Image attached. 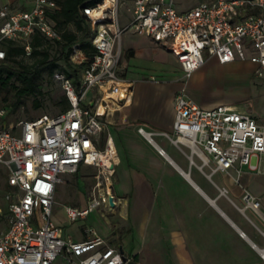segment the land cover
Returning <instances> with one entry per match:
<instances>
[{
    "label": "built area",
    "instance_id": "1",
    "mask_svg": "<svg viewBox=\"0 0 264 264\" xmlns=\"http://www.w3.org/2000/svg\"><path fill=\"white\" fill-rule=\"evenodd\" d=\"M130 1L131 16L124 26L119 12L125 0H99L81 7L95 53L87 57L78 44L72 46L70 62H85L76 83L63 71H54L52 77L69 103L65 111L9 124L7 108L0 107V165L11 189L5 193L10 200L7 211L0 206V223L5 224L0 230V264H52L58 258L65 264H133L132 257L109 245L93 227H86V238L76 241L64 238L52 219L56 187L81 165L94 167L97 180L86 208L64 206L68 221L85 218L94 207H112L110 198L117 203L109 191L116 149L110 136L101 139L100 116L132 96L131 84L124 86L117 73L121 35L128 28L165 46L181 67L183 85L174 97L173 129L162 135L190 161L198 159L200 169L260 172L264 121L225 104L203 107L185 95V88L206 57L220 64L249 60L264 68V0H202L182 12L171 0ZM58 10L57 0H0V60L10 43L30 56L34 33L59 39L52 18ZM89 91L97 93L94 110L84 104ZM138 132L154 142L156 133L142 127ZM103 183L105 193L99 190ZM243 201L253 208L259 205L248 192Z\"/></svg>",
    "mask_w": 264,
    "mask_h": 264
},
{
    "label": "crops",
    "instance_id": "2",
    "mask_svg": "<svg viewBox=\"0 0 264 264\" xmlns=\"http://www.w3.org/2000/svg\"><path fill=\"white\" fill-rule=\"evenodd\" d=\"M120 47L117 73L124 86L131 84L132 96L120 108H110L100 116L104 123L101 139L110 136L116 149L109 191L117 203L109 208L102 205L112 217L110 231L89 226L109 245L132 257L133 264H138L135 251L140 249L155 264H264V157L258 173L200 169L198 159L190 161L162 135L173 129L174 97L183 85L179 62L165 46L131 28L123 31ZM253 76L264 78V68L249 60L220 64L206 57L187 80L185 95L206 108L225 104L264 121V103L253 106L249 100ZM255 85L264 93V80ZM245 86L249 92L238 100L227 95ZM96 94L91 91L90 106ZM140 127L156 133L153 143L138 132ZM99 190L105 193L104 183ZM246 192L259 202L257 208L243 201ZM89 199L90 192L85 204L64 206L83 209ZM94 210L105 212L94 207L80 220ZM84 231L79 239L66 237L63 230L62 235L79 241L86 238Z\"/></svg>",
    "mask_w": 264,
    "mask_h": 264
},
{
    "label": "rangeland",
    "instance_id": "3",
    "mask_svg": "<svg viewBox=\"0 0 264 264\" xmlns=\"http://www.w3.org/2000/svg\"><path fill=\"white\" fill-rule=\"evenodd\" d=\"M202 0H171V5L177 12L185 11L197 4H199ZM119 19L121 24H125L128 22L131 16V1L125 0V4L121 6L119 12ZM69 30L74 31L73 25H68ZM127 34H123V38L126 37ZM59 49L56 45H52L49 48L50 59L55 58L56 61L64 65L63 59L60 56ZM17 60H22L24 63H31L33 58L30 57H17ZM264 78H258L257 76H253L249 80V88H250V98L251 104L257 106V104L264 103V93L259 92L256 88V85L253 84L260 83ZM256 82V83H255ZM40 89L42 90V94L38 95L36 99H38L40 103L39 108L33 107V97H30L26 100L25 104L18 108L16 111L12 112L7 116L6 120L9 124H13L18 120H31L40 115H55L60 112V102L64 96V91L60 86L59 82L53 79L51 75V71L48 67H45L41 70V79L39 81ZM248 88L245 86L243 89H236L233 92H228L227 95H231L238 100L241 96L248 93ZM4 96V92L0 93V103L2 102V98ZM89 97H91V91L87 93V96L84 100V104H89ZM12 102V97L8 96L7 102L5 103V107ZM91 110H94L95 106H89ZM18 132V131H17ZM94 168H87L86 166L81 165L78 172L74 174H65L64 178L71 177L70 181L66 184H58L57 190L55 193V203L52 212V219L59 221L64 231V235L66 237H71L72 239H79L82 236L83 230L89 225L94 226L100 232L104 231L102 229H107L110 231V226L108 222L112 219L109 216V209L104 206H99L100 210H104L105 212L101 214V212L94 210L92 211L88 218L85 220H76V221H68L63 212L64 205H75L80 202L82 205L85 204L87 194L91 191L94 176H95ZM6 176L7 172L4 167L0 165V206L3 207L4 211H7L8 204L10 200L5 199V193L8 192L10 187L6 184ZM91 226V227H92ZM93 227V228H94ZM101 227V228H100ZM124 236V232L120 230V237ZM136 261L138 264H155L150 261L148 255L145 254V251L138 250L135 251ZM52 264H65L60 258L54 261Z\"/></svg>",
    "mask_w": 264,
    "mask_h": 264
},
{
    "label": "trees",
    "instance_id": "4",
    "mask_svg": "<svg viewBox=\"0 0 264 264\" xmlns=\"http://www.w3.org/2000/svg\"><path fill=\"white\" fill-rule=\"evenodd\" d=\"M97 1L99 0H57L59 10L53 14L52 18L60 32V38L50 40L40 33H34L31 38L30 56L33 58L31 63L17 60L19 56L26 57L20 46L12 43L6 46V57L0 60V93L4 92L0 107H5L8 96L12 97V102L6 106L7 115L23 106L30 97H33V107H40L36 98L42 94L39 81L41 70L45 67L50 69L52 76L56 70L63 71L76 83L85 62L76 66L70 62L72 46L78 44L87 57L95 53L91 44L89 24L80 13V9L84 5H93ZM68 25H73L74 31L69 30ZM52 45L58 47L64 65L59 64L55 58L50 59L49 48ZM68 107L69 103L64 94L60 102V112Z\"/></svg>",
    "mask_w": 264,
    "mask_h": 264
},
{
    "label": "water",
    "instance_id": "5",
    "mask_svg": "<svg viewBox=\"0 0 264 264\" xmlns=\"http://www.w3.org/2000/svg\"><path fill=\"white\" fill-rule=\"evenodd\" d=\"M109 201H110V205H112V206H113V202H112L111 198H110V200H109Z\"/></svg>",
    "mask_w": 264,
    "mask_h": 264
},
{
    "label": "bare ground",
    "instance_id": "6",
    "mask_svg": "<svg viewBox=\"0 0 264 264\" xmlns=\"http://www.w3.org/2000/svg\"><path fill=\"white\" fill-rule=\"evenodd\" d=\"M99 111H100V112L102 111V107H99Z\"/></svg>",
    "mask_w": 264,
    "mask_h": 264
}]
</instances>
